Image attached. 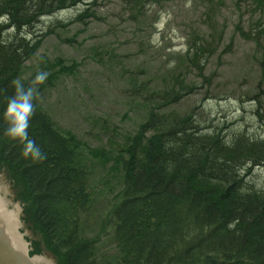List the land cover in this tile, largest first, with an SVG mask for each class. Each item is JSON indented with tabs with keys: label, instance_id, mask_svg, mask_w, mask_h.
<instances>
[{
	"label": "rangeland",
	"instance_id": "374dc122",
	"mask_svg": "<svg viewBox=\"0 0 264 264\" xmlns=\"http://www.w3.org/2000/svg\"><path fill=\"white\" fill-rule=\"evenodd\" d=\"M141 1V12L136 0H97L93 15L83 20L79 5L42 18L39 28H53L22 73L24 79L47 73L36 86L38 104L85 151L94 196L85 229L98 238L102 252L116 251L109 219L126 188L120 171L134 160L119 151L134 141L150 105L144 102L148 93L192 88L171 109L193 113L202 132L215 128L227 139L255 137L264 121V0ZM58 20L62 25L54 26ZM206 41L212 46L204 70L210 83L197 74L195 56L187 52ZM10 169L0 158V196L25 233L30 226L23 211L10 203L19 200ZM248 172L241 173L245 181L264 189V166ZM42 254L56 264L50 253Z\"/></svg>",
	"mask_w": 264,
	"mask_h": 264
},
{
	"label": "trees",
	"instance_id": "16d2710c",
	"mask_svg": "<svg viewBox=\"0 0 264 264\" xmlns=\"http://www.w3.org/2000/svg\"><path fill=\"white\" fill-rule=\"evenodd\" d=\"M96 2L0 0V158L11 167L16 181L22 183L19 194L25 200L32 227L39 233L40 240L33 241L35 251L43 245L56 256L58 264H210L204 260L213 254L215 246L237 245L236 249L227 247L237 258L246 242L250 250L257 249L259 243L248 240L250 234L244 233L247 227L242 221L247 216H264V192L251 190L241 174L245 163H263L254 148L256 141L247 134L227 139L215 128L204 133L193 113L179 114L171 109L193 93L192 88L169 87L154 95L148 93L144 102L150 105L134 141L120 148H125L120 155L133 156L134 160L120 171L128 172L123 175L126 188L111 209L109 223L119 259L127 263L97 260L107 252H102L98 238L90 236L82 226L94 198L91 173L82 159L86 158L85 151L54 126L37 96L30 138L41 146L46 158L39 162L25 159L22 145L4 135L7 121L2 114L13 95L12 82L20 79L29 85L34 76L23 78L26 61L35 56L53 28L44 33L36 31L40 18L49 15L54 4L55 12L79 5L78 20H83ZM142 2L136 0L139 12L144 8ZM56 23L62 25L61 21ZM204 50L202 43L191 50L195 56L193 65L198 69L203 66L200 62ZM175 81L182 84L176 78ZM139 148H144L145 154L140 155ZM131 168L133 175L129 174ZM237 187L241 191L236 195ZM212 218L217 226L211 224ZM232 232L239 238H226ZM189 242L194 243L193 250L184 247ZM202 253L196 262V256ZM217 264L243 263L221 260Z\"/></svg>",
	"mask_w": 264,
	"mask_h": 264
},
{
	"label": "bare ground",
	"instance_id": "6f19581e",
	"mask_svg": "<svg viewBox=\"0 0 264 264\" xmlns=\"http://www.w3.org/2000/svg\"><path fill=\"white\" fill-rule=\"evenodd\" d=\"M57 9V6H55V4L53 5L51 11L49 12V15H45L43 17L40 18V20L37 23V26L35 27L36 31H40V32H45V30L47 31L50 27H48L47 29L46 26L41 29L39 28L40 23H42L43 21L42 18L48 17L50 15H54L57 12H61L63 9L58 10L57 12H55ZM65 10V9H64ZM60 21V20H58ZM57 22V21H56ZM62 22V21H61ZM57 23L54 24V26ZM53 27V26H52ZM43 30V31H42ZM47 116H49L48 113H46ZM202 130V128H201ZM250 137L254 138V140L256 141V143L254 144V148L256 151V154H258V156L260 157V159L263 160V163H254L255 165L252 168H256L264 166V121L261 123V132L259 135L257 136H252L250 135ZM215 157V156H213ZM84 162L87 161V158H82ZM249 164V162H248ZM251 164V162H250ZM244 167H247V164L245 163ZM252 168H246L245 171L247 170V174H251V170ZM134 169L131 168L129 169V174L132 173ZM244 171V173H245ZM127 171H123V175L127 176ZM133 175V173H132ZM247 176H245L244 182L248 183L247 186L251 187V190H255V191H260V192H264V189L259 188L255 185V183H250L249 181H245V178ZM15 180V185L18 188V196L17 198L18 203H13L12 201L10 202L11 204L14 205L15 208L17 209H21L20 205L21 203H25V200L23 197L20 196L19 192L22 189V183H20V181H16ZM144 181H140V183H143ZM264 183V181L261 182V185ZM239 186V185H238ZM2 187V184L0 183V188ZM264 187V186H263ZM241 191V187H237L236 190V195ZM16 194V195H17ZM5 196V195H4ZM233 196V195H232ZM4 199L0 196V222L4 221L5 223L8 224L9 228L6 229L8 233V235L13 234L14 235V240L12 238V244L14 245V247L17 248L16 244H19V246H26V242L23 236H26V234H29V237L31 239L34 238V236L39 237V233L35 231L34 227H29V230H27L24 234L22 232V223L20 222V220L18 219L17 215H13L12 211L8 210L6 207H4L1 203V200ZM6 204V203H5ZM12 206V205H11ZM256 214V213H253ZM211 224H215V226H217V221L215 218L211 219ZM236 222V221H235ZM243 226L247 227V231H245L244 233H246L247 235H249L248 240H256L259 243V247L255 250H250L249 247L247 246V242L246 245L244 247L243 253L239 256V258H241V260L238 257V255L235 252H231L229 249L233 248L236 249L237 245H232V244H227L226 246H224L223 248H217V246L213 247V254L208 255L205 263H210V264H217L219 261L221 260H225L226 263H243V264H264V216H259V215H255L254 217H246L243 221ZM210 224V225H211ZM237 224V223H236ZM87 225V223L83 222L82 226L85 227ZM7 226V227H8ZM233 228V227H232ZM1 230V229H0ZM30 235H32L33 237H31ZM237 237L236 232H232L231 234H228V236L226 238H233L235 239ZM239 238V237H237ZM178 243V242H175ZM223 245V244H222ZM188 246V248L192 249L194 248V243L193 242H189L188 245H184ZM227 247H231V248H227ZM52 258L54 259L55 263L58 264V261L56 259V256L52 253H50ZM184 251H182L181 253H179L176 256V260L180 261L181 256H183ZM204 255V253L202 254H198V256H196L197 258L195 259L196 262L201 260V256ZM50 256V255H49ZM120 257V252H118V250L116 249V251L112 250L111 252H107L105 254H103L102 256H100V258H98L97 260L99 261V263H127L126 259H119ZM33 259H35L39 264H54V262L52 261V259H50L48 256L41 254V255H36L33 257ZM136 259H137V263H138V256L136 255ZM175 264H180L177 262H172ZM195 264H199V263H195Z\"/></svg>",
	"mask_w": 264,
	"mask_h": 264
},
{
	"label": "clouds",
	"instance_id": "9594fccd",
	"mask_svg": "<svg viewBox=\"0 0 264 264\" xmlns=\"http://www.w3.org/2000/svg\"><path fill=\"white\" fill-rule=\"evenodd\" d=\"M47 79V73L38 72L25 86L20 79L12 82L13 95L7 100L3 117L7 121L4 135L13 142L22 145L21 155L25 159L39 162L46 158L41 146L30 138V128L35 115L34 100L38 95L37 85L43 84Z\"/></svg>",
	"mask_w": 264,
	"mask_h": 264
},
{
	"label": "water",
	"instance_id": "95a60500",
	"mask_svg": "<svg viewBox=\"0 0 264 264\" xmlns=\"http://www.w3.org/2000/svg\"><path fill=\"white\" fill-rule=\"evenodd\" d=\"M1 203L4 207H6L4 199L1 200ZM18 212H21V209H18ZM14 215V213H13ZM24 215V213L22 214ZM4 221L0 222V264H39L35 259L34 256H31L29 251V243L25 236L26 246H19L16 244L17 248L14 247L10 238L14 240V235H8L7 230L9 226ZM24 234V233H23Z\"/></svg>",
	"mask_w": 264,
	"mask_h": 264
}]
</instances>
